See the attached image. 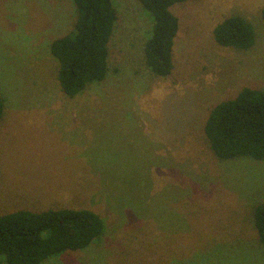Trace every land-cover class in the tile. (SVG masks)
Masks as SVG:
<instances>
[{
    "label": "rangeland",
    "instance_id": "1",
    "mask_svg": "<svg viewBox=\"0 0 264 264\" xmlns=\"http://www.w3.org/2000/svg\"><path fill=\"white\" fill-rule=\"evenodd\" d=\"M113 1L111 70L69 97L50 47L75 28L73 1L0 0V214H101L99 241L42 264H264L251 216L264 201V159H218L204 133L217 102L264 89V0L174 4L180 29L167 77L145 63L152 14L139 0ZM235 13L255 25L249 50L214 39Z\"/></svg>",
    "mask_w": 264,
    "mask_h": 264
},
{
    "label": "trees",
    "instance_id": "2",
    "mask_svg": "<svg viewBox=\"0 0 264 264\" xmlns=\"http://www.w3.org/2000/svg\"><path fill=\"white\" fill-rule=\"evenodd\" d=\"M75 28L51 42L58 61L63 93L74 97L92 83L104 80L110 67V45L117 8L113 0H72ZM153 18L144 46L145 63L154 75L167 77L174 69L173 47L179 33V17L172 6L189 0H139ZM264 23V6L262 8ZM252 21L235 13L213 28L217 44L249 50L256 42ZM0 95V119L4 112ZM210 149L221 160L250 157L264 159V89L245 86L232 97L217 102L204 124ZM251 216L258 241L264 245V201L255 203ZM100 213L90 208H19L0 214V264H42L52 256L76 251L99 241L105 232Z\"/></svg>",
    "mask_w": 264,
    "mask_h": 264
}]
</instances>
